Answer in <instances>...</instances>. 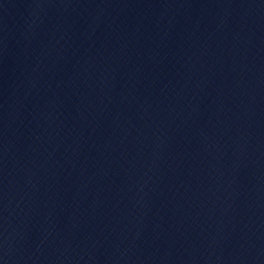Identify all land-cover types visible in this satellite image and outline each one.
Listing matches in <instances>:
<instances>
[{
	"label": "water",
	"instance_id": "95a60500",
	"mask_svg": "<svg viewBox=\"0 0 264 264\" xmlns=\"http://www.w3.org/2000/svg\"><path fill=\"white\" fill-rule=\"evenodd\" d=\"M261 231L264 0L0 1V264Z\"/></svg>",
	"mask_w": 264,
	"mask_h": 264
}]
</instances>
